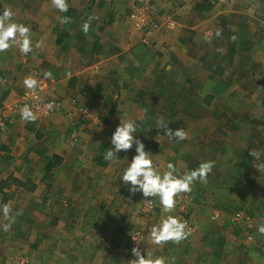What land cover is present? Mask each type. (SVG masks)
<instances>
[{
  "label": "rangeland",
  "instance_id": "rangeland-1",
  "mask_svg": "<svg viewBox=\"0 0 264 264\" xmlns=\"http://www.w3.org/2000/svg\"><path fill=\"white\" fill-rule=\"evenodd\" d=\"M231 1L200 0L197 3L203 5L207 11L205 15H196V11L193 13L190 10L193 8L192 4L189 3L190 6L183 10L190 12V18H183L185 29L188 30L189 27L188 35H184L185 40L177 42L175 39H180L182 33L171 32H175L177 28L183 31L177 20L179 14L162 0L153 2L156 16L159 19L169 17L175 23L174 30L162 28L151 34L150 39L149 36L145 37L134 31L127 20L134 0H67V13H60L52 0H0V13L4 9L12 10V20L29 26L33 45L40 44L39 48L34 47V51L27 56L21 55L18 49L0 53V100L6 89H10L13 94L6 105H3V110L21 100L24 95L21 93L22 88L25 93L27 91L24 80L30 75L48 83V87L41 92L44 98L50 88V79L44 77L43 67L45 68L46 62L53 66L59 64L52 75L57 76L60 87L65 88L63 76H77L80 70L82 74L98 63L107 68V80L98 81L102 85L99 86L102 91H94L95 98L87 99V103L91 105L84 104L89 109V117H77L68 121L66 119L69 114L65 116L61 113L59 118H63L60 122L56 124L51 121L50 128H43L46 131L42 134L49 136L51 132L67 143L64 150L53 148L56 151H51L50 156L56 154L57 157L58 154L63 159L55 160L56 166L50 180L55 179L56 185L48 200H45L42 191L31 195L17 194L14 202L2 201L0 196V206L8 204L11 214L16 217L12 227L4 231L2 225L9 221L0 211V264H128L135 259L131 250L136 246L145 255L149 247L154 256H165L171 264H216L217 261L219 264H264V234L259 231L253 235L234 234L235 226L245 225L249 218L243 213L241 219L236 218V211L225 215L215 208L218 195L221 194L223 199V194L214 190H208L210 194H204L196 186L192 192L179 195L178 198H184V202L180 204V209L178 203L172 213L187 221L192 229L191 235L179 243L170 241L164 246L153 245L149 231L161 218L158 202H154L155 208L152 211H146L145 200L151 198L137 194L130 200L127 189L120 182L122 170L128 164V160L124 158L131 160L135 149L128 153L121 152L119 158L122 160L118 166L110 165L103 159V152L111 146V135L121 122L120 117L136 119L142 122L143 128L151 122L152 126L149 129L145 127L138 136L142 140V135L146 133L148 139L142 141L146 150L154 155L160 171L166 170L169 161L174 162L178 170L184 173L190 170L195 161L202 163L217 158L222 161L216 163L217 166L214 164V167L228 171L230 163L240 162L242 157L247 156L246 149L251 152L249 146L257 145L256 150L264 154V85L260 86L259 83L264 80V30L253 34L254 27L247 31L241 25L243 21H237L231 29L230 26H219L221 20L230 19L234 15L230 11L244 0ZM90 5L93 8L86 11L84 17L96 20L97 26L104 19L112 21L113 17L115 25L120 24L118 29L114 26L110 27L112 29L107 27V46L105 41L91 37L89 33L85 34L82 28L71 27L70 23H59L58 17L67 15L73 19V10L78 11ZM252 6L249 8L255 9L256 4L253 3ZM241 9L243 7L240 5L237 10ZM112 11L114 16L110 14ZM249 14L264 22L263 11L254 13L253 10ZM83 18L79 17L80 20ZM189 22L194 24L189 26ZM67 30L72 35L69 34L64 44L67 51H63L56 43V37L61 31ZM217 32L220 33L219 36L216 35ZM128 33L126 43L123 38ZM131 37L140 40L134 48L131 46ZM117 43H122L124 52L115 56L111 52ZM228 46L234 48L230 64L220 56L226 53ZM87 49H90L91 54L85 55ZM202 57L207 60L203 62L200 59ZM212 63L224 72L223 75H211L209 70H205ZM251 68L253 75L247 78ZM90 72L95 73L94 76L103 75L99 74L100 69ZM251 83H254V88H249ZM160 84L166 85L169 91L182 95V99H176L177 104H182L184 100L191 104L192 100L189 99L196 97L190 91L192 88H195L198 96L210 95L213 101L210 110L219 109V112L210 116L201 112L197 116L201 122L190 117L184 118L180 128L187 132V139L182 141L183 145H178L166 136L158 138V135L164 134V130L155 129V119L162 116L166 96L172 94L169 92L158 97L159 92L155 88ZM105 105L107 112L113 109V114L104 116ZM71 108L74 110L80 107ZM8 115L7 127L21 117L20 112ZM152 115L156 116L153 121L150 120ZM46 121L47 119H37L35 122L44 124ZM177 122L178 120L176 125ZM230 123H234L235 127H231ZM221 125L223 129H219ZM169 127L174 130L173 126ZM61 130L64 134H59ZM6 131L7 129L0 132V142L6 136L9 137ZM200 136L203 141L199 140ZM72 138L73 144L69 142ZM215 139L219 142L213 146ZM155 143H160L158 149L152 147ZM20 144L23 151L24 141ZM173 147L179 148L180 152L175 153ZM240 149L243 150L238 156ZM16 155L19 158L17 161L21 163L23 156H20L19 151ZM50 156L46 157V161L51 160ZM250 158L251 155L244 159L246 168L243 171L252 162ZM24 159L28 163V159ZM30 159L33 162L30 166H23L18 175L34 177L35 181H39L43 178L44 173L40 168L44 165L40 163L31 168L35 158L31 155ZM227 175L230 177V174ZM220 179H224L223 176ZM244 181L237 187H243ZM231 185L234 184L231 182ZM262 187L264 188L263 177ZM260 199L264 202L262 193ZM215 210L221 213L217 219H213ZM17 212L21 214L16 215ZM260 224H264V212L260 215L257 226ZM222 239H226L228 244L222 250L221 258L217 259L215 253L221 250L218 242Z\"/></svg>",
  "mask_w": 264,
  "mask_h": 264
},
{
  "label": "clouds",
  "instance_id": "clouds-1",
  "mask_svg": "<svg viewBox=\"0 0 264 264\" xmlns=\"http://www.w3.org/2000/svg\"><path fill=\"white\" fill-rule=\"evenodd\" d=\"M54 7L60 13H67L69 5L67 0H52ZM14 12L10 9H4L0 13V53L10 49H18L21 55L32 53L35 48H39L40 44L33 45L32 33L29 26L17 23L12 20ZM91 19L82 24V31L87 34L91 30ZM59 23L68 24L71 17L64 15L58 17ZM220 35L219 32L216 33ZM235 39V37H233ZM46 79L52 78L51 72L44 74ZM41 81L34 75L25 78L24 85L33 92L37 91L41 86ZM48 110L53 109L54 102H50L45 106ZM21 119L29 122H35L39 118L38 111H33L29 105L20 108ZM121 119L110 138V147L103 152V159L110 165H119L121 160L119 154L121 152L128 153L133 148L135 155L128 160L127 166L122 170L120 182L123 183L129 193L131 200L137 194H141L146 199V204L158 202L161 210V218L158 223L152 225L149 231L151 243L156 246H164L168 242L179 243L191 235L192 229L189 228L187 221L178 216L172 215L173 211L179 203V195L182 193H190L196 183H207L208 174L213 170L214 161L202 162L198 168L190 169L181 173L174 162L169 161L166 164V170L160 171V166L155 162L154 155L151 151L146 150L145 143L139 138L138 134L144 131L142 123L136 119ZM155 129H163L164 134L170 140L180 142L187 139V132L183 128L173 130L169 127V123L165 118L160 117L156 120ZM250 155L254 157V167L258 171H264V154L256 149H251ZM0 211L5 219L9 222L2 225L4 231H8L15 222V216L11 214L8 204L0 206ZM17 212L16 215H20ZM258 231L264 234V224L258 226ZM137 242H143L137 240ZM148 245V244H147ZM149 246V245H148ZM132 255L135 259L128 264H171V261L165 256H154L150 248L146 250V255L139 246L132 248Z\"/></svg>",
  "mask_w": 264,
  "mask_h": 264
},
{
  "label": "crops",
  "instance_id": "crops-1",
  "mask_svg": "<svg viewBox=\"0 0 264 264\" xmlns=\"http://www.w3.org/2000/svg\"><path fill=\"white\" fill-rule=\"evenodd\" d=\"M162 1H164V2L166 1V3L168 4L167 6L171 10L175 9L179 14L177 17V20H179V22L181 23L180 26H181L183 31H181L180 28L179 29L177 28V30L175 32H171L173 34H179L180 32L182 33V35H181L182 37L180 39H175L177 42H179L181 40H185L186 34L188 35L189 27H188V30L185 29L183 18H185V19L190 18V16H189L190 12L186 13L185 11H183L184 8H186V6L189 7L190 4H192L193 8L190 10L193 13H195V11H196V13H195L196 15L197 14L198 15H201V14L205 15V13L207 12L205 10V8H203L202 4L197 3V2H200V0H181V2H180V0H162ZM135 2L136 1L134 0V4H135ZM231 2H235V0H232ZM242 2L243 3H239V6L241 5L243 7V9L237 10V8L239 7L238 3H237V7H234L230 12H233L234 15H238V17H240V21H243L241 23V25H244L246 27L247 31L248 30L250 31L252 29V27H254V33L253 34L262 33L261 30H264L263 20L262 19H254L253 18L254 16L250 15L249 13L253 10H254V13H257V11H259V10L261 12L262 11L264 12V0H244ZM179 3H181V4H179ZM247 3L250 6H252L253 3L256 4L255 9H250L249 8L250 6H248ZM134 4L131 5V7H130L131 11L135 6ZM92 5H90L88 7H84L83 9H79L78 11L73 10L75 14H73V19H71V22H70L71 27L74 26L77 28H82V24L85 21L89 20V19H86V17H84V14L86 13V11L93 8ZM160 5H161V3H160ZM182 6H183V8H181ZM110 10H112V8H110ZM120 13H122V11H120ZM110 14L113 15L114 14L113 11ZM80 16L82 18L83 17L84 18L82 20H80L79 19ZM113 20H114V17L112 18V21L104 19L103 23L99 24L98 26H97L96 20H94V21L91 20L92 27H91V30L88 32L89 33L88 35H90V36L92 35L91 37L94 36V38H97L100 41H105V44L107 46V43H108L107 27L110 28V27L114 26L118 29L120 26V24L115 25L116 21H113ZM127 20H128V17H127ZM128 22H129V20H128ZM191 24H194V23H192V22L188 23L189 26ZM110 29H112V28H110ZM69 34L72 35L69 30L61 31V33H59V35H57V37H56L57 38L56 43L62 47L63 51H67V47L64 44L66 43V39L69 38V36H70ZM98 35H99V37H98ZM101 37H103V40H101ZM128 37H129V33L126 34L125 37L123 38L126 40V43H128ZM118 40H120V39H118ZM130 40H131V43H133V44H131V46L133 48L140 43L139 42L140 40L138 41L137 39H134V37L133 38L131 37ZM114 44H116V43H114ZM92 46L94 48H96L95 44H93ZM122 46H123L122 43H119V44L117 43V45H116L117 48L115 47L113 49V51L111 52V54H113L115 56L121 55L124 52L123 51L124 47H122ZM90 48H91V46H90ZM94 48H92V49H94ZM96 49H98V48H96ZM88 54H91L90 49H87L85 55H88ZM99 54H101V52ZM98 64H96L97 66L96 65L91 66L90 69L87 68L88 70H86L82 74H80L82 72L80 70L78 72L79 75H77V76H74L75 74L73 76H70V74H68L69 75L68 77L63 76V80H65L63 82V84L66 86V88L60 87V81L56 79L57 76L54 77L52 75V78L50 79V84H49L50 88L44 94V99L47 101H57V102L63 101V103H62L61 109L52 113L49 117H47L46 118L47 121L44 124L37 123V122L25 121V120L21 119V117H20L19 120L16 119L13 123H11V125H9L6 128L7 129L6 135H9V137L6 136L0 142V196H1L2 201L14 202V199H16L17 194H21V193H27V194L31 195V194H37V193L42 191L46 201L52 195V192L54 190V186L56 184L54 182L55 179L53 181L50 179H51L53 171L55 169L54 166H56V165H55L54 160L46 161V157L48 155L49 156L51 155V151L53 150V148H61V150H64V148L67 146V143H64L62 138H59L58 135H53L51 132H50L49 136L46 134H42L43 131H46L43 128L45 126L50 128L51 121H53L56 124L58 122H60L63 118V117L59 118L61 113L65 114V116H66L70 111L73 110L71 108L72 106L82 108L83 106H85L84 104H90V103H87V99L89 97L95 98L96 95H95L94 91H102V89L99 88V86H102V85H99L98 81L102 82V80L103 81L107 80V68H106V65H100L101 63H98ZM58 67H59L58 63L55 66H53V65L46 62L45 68L43 67V70L45 71L44 73H46V72L52 73V71L57 70ZM92 67H95V68H92ZM99 69H100L99 74L103 73V75L100 74V75L94 76L95 73L90 72V70L99 71ZM58 72H59V70H58ZM58 72H57V74H59ZM21 91L23 92V88ZM12 95L13 94H12L11 90L6 89L4 96L0 100V104L6 105L7 101L11 99ZM103 114H104V116L107 115L106 105H105V108L103 110ZM66 120L70 121L68 118ZM61 127H62V125H61ZM49 131H50V129H49ZM59 134H64V132L61 130ZM22 141H24L23 145L25 146L23 151L21 150L22 148L20 146L21 145L20 142H22ZM51 142H52V145H49V143H51ZM69 142L71 144H73L74 139L72 138V140H69ZM18 151H19L20 156H23V160L21 161V163H19L17 161V159H19L16 155V153ZM55 151L56 150H53V152H55ZM59 151H60V149L57 150V152H59ZM31 155H33V157L35 158V160H34L35 163L32 165L31 168L39 166L40 163H42L44 165L43 167L40 168V171H43L44 174H43V178L40 179L39 181H35L34 177H23V176L20 177L18 175V172L21 171L23 166H30V164L33 162L30 159ZM58 156H59L58 154H57V157H56V154H53L52 156H50V159H57L58 158V161H59L62 158V156H60V157H58ZM24 158L28 159V163H26L27 160ZM39 160H41V161L39 162ZM48 163H50V164H48ZM52 166H53V170H52V172H49V169H50L49 167H52ZM34 169H33V171H36ZM41 187H43V188L41 189ZM20 196L18 195V197H20ZM216 264H219V262L217 261Z\"/></svg>",
  "mask_w": 264,
  "mask_h": 264
},
{
  "label": "trees",
  "instance_id": "trees-1",
  "mask_svg": "<svg viewBox=\"0 0 264 264\" xmlns=\"http://www.w3.org/2000/svg\"><path fill=\"white\" fill-rule=\"evenodd\" d=\"M213 1L220 2V0H213ZM237 21H240V17H238V15H232L230 19L225 18V19L221 20V24L219 26H221V25H222V27H223V25L225 27L230 26V29H231L232 26ZM222 23H226V24H222ZM248 42H244V44H248ZM233 52H234L233 46H228L226 53L224 55L220 54V56L223 57L224 59H226V63L230 64L232 62ZM200 59L203 62H205L207 60L204 57H202ZM246 62L247 61H245V63ZM207 67H209V68L207 69ZM205 70H209V73L211 75H215V74L223 75V73H224V72H221L222 70L217 68V65H215L213 63L210 66H206ZM252 75H253V70L251 68L250 73L247 74L246 77L249 78ZM2 76H4V75H2ZM4 78L5 77H3V79ZM0 81H2V78L0 79ZM259 83L261 84L260 86L264 85V80L259 81ZM253 84L254 83H251V86L249 88H254ZM245 87L248 88L247 85ZM167 88L168 87L166 85L160 84L158 87L155 88V90H158V92H159L158 97L160 96V98L164 95H167L169 92L172 93V94L166 96L165 104L162 106V108H163V110L161 111L162 116H160V117L165 118L166 121L169 123V126H173L174 130L179 129L181 127L182 121L186 117H190L193 120L198 119L197 121L201 122V120H199V118L197 117L199 114H201V112H206V116H210V115H213L214 113L219 112V109L210 110V108L212 107V102H213L212 97L210 95L198 96V94L195 92V88L190 89V91L196 96V97H192L191 99H189V100H192L191 104L188 102V100H186V102L184 100V102L182 104H177L176 99H177V101H178V99H182V95L173 93L172 91H169ZM24 93H25V89L22 92V95ZM174 96L175 97L179 96V97L173 98ZM169 101H170V103H169ZM169 105H171V107ZM86 107L87 106H84L83 108L87 109ZM1 109H3V105L0 104V110ZM201 109H203V110H201ZM87 110H89V109H87ZM111 114H113V109H109L107 112V115H111ZM149 116H151V114H149ZM155 117L156 116L152 115L150 120L153 121L155 119ZM160 117H156L155 120H157ZM177 120H178V122L176 125ZM146 125L147 126L144 125V128L147 127V129L150 128L149 126H152L151 122L147 123ZM230 125H231V127H235L234 123H230ZM220 128H222V125L219 127V129ZM142 136H143L142 140L148 139L146 136V133H144ZM145 136H146V138H145ZM199 140L203 141V137L200 136ZM255 140H256V137L254 138V142L256 144L257 141H255ZM213 142L214 143H212V145L215 146L216 144H218L219 140L215 139V140H213ZM177 144L183 145V142L180 141V142H177ZM159 146H160V143H155L152 145V147H154V148L157 147V149L159 148ZM256 147H257V145L251 146V147L249 146L248 149H250V150L256 149ZM242 150L243 149H240L238 151V153H237L238 156H240V152ZM174 151H175V153H179L180 149L174 148ZM246 153H247L246 157L250 156L249 150L246 149ZM246 157L245 156L242 157L240 162H234V164L230 163L229 164L230 169L228 171L213 167V170L208 174L207 183L202 184V183L197 182L195 185L196 189H198L199 192L200 191L203 192L204 194H210L208 192V190H214V191H217L218 193H222L224 197L222 199V195L221 194L218 195L219 197L216 199L217 202L215 203V208L224 212L225 215H228L232 211H236V213L234 214V216L236 218H239L240 216H238V215L239 214L242 215V213L245 214L249 218L248 219L249 222L246 223L245 225H241V227L239 225L235 226V230H233V232H234V234H236L238 236H241L242 234L246 235L247 233L253 235L254 233H256L258 231V230H256V228L258 227L257 222L260 223V215H262V212H264V205H263L264 202H262V200L260 199V193H262L264 195V188L262 187V177L264 178V171L259 172L258 169H256L254 167V163H253L254 159H255L254 157L250 158V160L252 162L249 163V166H247V170L243 171L242 169L246 168V166L243 163L244 159ZM52 160L55 161L56 159H51L49 161H52ZM186 160L188 161V158ZM212 161H214V164L217 166L216 163H220L222 161V159L217 158L215 160L213 159ZM48 164H50V163H48ZM200 164L201 163L195 161L190 169L198 168ZM53 166L49 167L50 168L49 172H52ZM237 168H240V170H238ZM215 170L219 171V173H216ZM227 174H230V177ZM221 176H223L224 179H220ZM223 180H225V181H223ZM243 180H245L244 181L245 183L243 182L244 186L240 187V188L237 187L240 184V182ZM231 182L234 185H231ZM215 195H217V194H215ZM179 209H180V204H179ZM218 210H215V211H218ZM183 214H186V213H183ZM190 220L194 221V219H190ZM250 221H251V223H250ZM218 243H219L218 246H220L221 250L217 251L215 253V255L217 256V259H220L221 258L220 255L222 253V250H225L224 248H225L226 243L228 244V241H226V239H222Z\"/></svg>",
  "mask_w": 264,
  "mask_h": 264
},
{
  "label": "built area",
  "instance_id": "built-area-1",
  "mask_svg": "<svg viewBox=\"0 0 264 264\" xmlns=\"http://www.w3.org/2000/svg\"><path fill=\"white\" fill-rule=\"evenodd\" d=\"M137 2V5L135 4L134 8L128 15V20L130 24L132 25L134 31L138 33H142L145 37L153 35L155 31L160 30L162 28L168 29V30H174L175 23L169 18H158L155 13V7H154V0H135ZM25 56V55H24ZM27 56V55H26ZM45 81V80H44ZM44 81H41L40 88L33 92L30 89H27L26 93L22 96L21 100H18V102L14 103L11 106L4 107V110H0V132L5 131L7 128L8 123V114H16L20 112V108H22L24 105H29L33 108V111H38L40 120L46 119L49 117L52 113L58 111L62 107V102L57 101H47L41 96V92L48 87V83L46 84ZM54 102V107L51 110H48L45 106L50 103ZM3 110V111H2ZM69 115L67 118L71 121L73 119L81 118V117H89L90 112L87 109L84 108H77L68 113ZM179 204H182L184 202V198H178ZM144 207L146 211L150 212L154 209V203L149 205L144 203ZM213 219L219 218L221 216V213L219 211L213 212ZM239 219H241L242 215Z\"/></svg>",
  "mask_w": 264,
  "mask_h": 264
}]
</instances>
